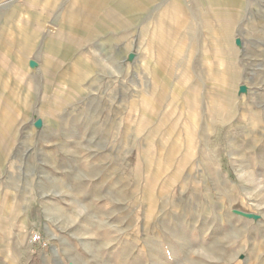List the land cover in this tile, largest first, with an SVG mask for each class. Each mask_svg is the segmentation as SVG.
Here are the masks:
<instances>
[{"label": "rangeland", "instance_id": "obj_1", "mask_svg": "<svg viewBox=\"0 0 264 264\" xmlns=\"http://www.w3.org/2000/svg\"><path fill=\"white\" fill-rule=\"evenodd\" d=\"M0 264H264V0H0Z\"/></svg>", "mask_w": 264, "mask_h": 264}, {"label": "built area", "instance_id": "obj_2", "mask_svg": "<svg viewBox=\"0 0 264 264\" xmlns=\"http://www.w3.org/2000/svg\"><path fill=\"white\" fill-rule=\"evenodd\" d=\"M29 242L31 245L38 246L40 248H44L48 244L46 239L39 232H34L32 236H30Z\"/></svg>", "mask_w": 264, "mask_h": 264}, {"label": "bare ground", "instance_id": "obj_3", "mask_svg": "<svg viewBox=\"0 0 264 264\" xmlns=\"http://www.w3.org/2000/svg\"><path fill=\"white\" fill-rule=\"evenodd\" d=\"M162 45V44H161ZM162 47V46H161ZM247 216H249V214H247Z\"/></svg>", "mask_w": 264, "mask_h": 264}]
</instances>
